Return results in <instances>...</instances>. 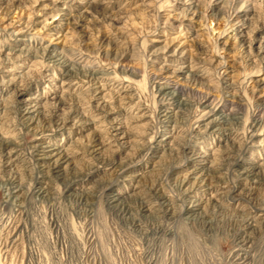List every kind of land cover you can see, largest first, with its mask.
I'll list each match as a JSON object with an SVG mask.
<instances>
[{
	"label": "rangeland",
	"instance_id": "374dc122",
	"mask_svg": "<svg viewBox=\"0 0 264 264\" xmlns=\"http://www.w3.org/2000/svg\"><path fill=\"white\" fill-rule=\"evenodd\" d=\"M7 68L0 264H264V0H0V79ZM46 141L66 150L59 171L37 160ZM193 170L215 200L183 180Z\"/></svg>",
	"mask_w": 264,
	"mask_h": 264
},
{
	"label": "bare ground",
	"instance_id": "6f19581e",
	"mask_svg": "<svg viewBox=\"0 0 264 264\" xmlns=\"http://www.w3.org/2000/svg\"><path fill=\"white\" fill-rule=\"evenodd\" d=\"M69 1V0H68ZM62 2V1H61ZM60 2V3H61ZM60 5V4H59ZM55 6H56V4H55ZM54 6V7H55ZM57 6H58V4H57ZM56 6V7H57ZM57 9V8H56ZM59 9H62V8H60L59 7ZM53 15V14H52ZM56 14H54V16H55ZM54 18V17H53ZM18 45L20 46V47H17V48H13V50H15V53H17V55H18V57H20V55L21 54H23V53H26L27 52V54H29L30 52H31V48L28 46V42H29V39H27V38H21V39H18ZM22 47V48H21ZM11 48V47H10ZM48 48V47H47ZM6 50V49H5ZM46 52H47V56H48V59H49V61L50 62H55V61H57V63L58 64H60V57H59V53L58 52H56V51H53V50H47L46 49ZM179 52V51H178ZM173 53V52H172ZM6 54H7V52H6ZM11 54V53H10ZM169 55V54H168ZM14 56V55H13ZM16 56V55H15ZM178 56V55H177ZM182 56H184V54L182 55ZM9 59V58H8ZM47 59V58H46ZM201 59V58H200ZM19 61H20V59H19ZM18 61V62H19ZM65 62H61V64H64ZM8 64V63H7ZM194 65V64H193ZM191 66V65H190ZM166 67V66H165ZM176 67V66H175ZM179 67V66H178ZM188 67V66H187ZM70 68H71V66H70ZM179 70H178V72H183L182 71V68L180 69V67L178 68ZM188 69H189V71H200L199 70V67L197 68V67H193V66H191V67H188ZM195 69V70H194ZM3 70H5L4 72H5V75L3 76V77H1V79H0V86H6V87H9L10 85H8V84H13L14 82L13 81H15V79H16V77L14 76V73L16 72V70L14 69V68H7V69H3ZM69 71V70H68ZM172 71V70H171ZM185 72V71H184ZM11 73H13V74H11ZM20 73V72H19ZM191 73V72H190ZM200 73H203L202 71L200 72ZM207 74V73H206ZM208 75H209V73H208ZM192 76V75H191ZM197 77V76H196ZM194 78H195V76H194ZM94 86H95V88L96 89H98L97 91H96V93L97 94H101V87H99V85H95L94 84ZM167 87V86H166ZM169 88V87H168ZM169 92V91H168ZM124 93H125V91H122V94H121V96H125L124 95ZM16 97H17V103H18V106L20 107V109L22 108V110H23V112H24V114H27V116L29 115V116H31V114H33L34 112H36L37 111V109H38V106L39 105H37V100H36V97H33L31 94H28L27 96H25V97H23V93L22 92H20V90L19 91H17L16 93ZM35 95V94H34ZM57 95V94H56ZM38 96V95H37ZM15 98V97H14ZM38 98V97H37ZM58 98V97H57ZM121 98V97H120ZM40 100V99H39ZM60 100V99H59ZM21 112V111H20ZM34 115V114H33ZM77 117H80V115H78L77 114V116L76 117H74L75 119L77 118ZM143 118H145V116H142ZM141 117V118H142ZM30 118V117H29ZM32 118H33V116H32ZM31 119V118H30ZM83 119V118H82ZM100 120V119H104L102 116H97L96 118H94V119H91V122H89V121H84V122H87V125H86V123H84V122H82V123H77L76 122V120L75 121H73L74 119L73 118H71V117H67L65 120H64V122H63V127H65L66 129H77V127L78 126H80L81 124H84V126H89L90 124H94L95 123V121H97V120ZM219 119V118H218ZM4 122L1 120V116H0V126H2V124H3ZM97 123H98V121H97ZM103 123V121L101 122V123H99L98 125H96V126H94V128H95V130L93 131L94 133H93V140L96 142V145L97 146H100V145H103V141H102V135H101V133L103 132V128H104V125L102 124ZM224 123V122H223ZM112 126L110 127V130L111 131H114V130H117L118 128L116 127V125H113V124H111ZM207 126L209 127V126H211L210 127V131L211 132H218L219 131V133H220V130H221V123H220V121H217V120H211L209 123H207ZM225 128V127H224ZM226 130V129H225ZM105 131V130H104ZM116 132V131H115ZM223 132V131H222ZM117 133V132H116ZM109 134V133H108ZM218 134V133H217ZM169 136H167V135H165V137L163 138V139H160V142L164 145V146H166L168 143H170L169 142ZM7 138H5V136L3 135V133L2 132H0V143H3V144H7L8 142H9V140H7ZM2 145V144H1ZM95 145V146H96ZM202 145V144H201ZM254 146V145H253ZM252 147V146H251ZM255 147L258 149V146L257 145H255ZM34 148V147H33ZM35 148H36V156H37V160L39 161V162H41V163H43V165H45V166H49L50 168H53L54 170L56 169V170H58L59 171V169H61V166L65 163V161H67L68 160V155H67V153H66V150L65 149H63L62 147H60L57 143H55V142H53V141H51V142H41V143H39V144H36L35 145ZM193 148L195 149V148H197V149H200L201 151L203 150V148L201 147V146H199V143H195L194 144V146H193ZM208 148V147H207ZM211 150V149H210ZM2 151V150H1ZM200 151V152H201ZM4 152V153H3ZM2 153H1V157L3 158V160H1V161H3V163H9L10 162V157H12L13 156V154H12V151H9L8 150V152H6L5 151V148H4V151H3ZM6 152V153H5ZM196 152V151H195ZM199 152V153H200ZM254 152V151H253ZM198 153V152H197ZM204 153V152H203ZM206 154V153H205ZM204 154V155H205ZM3 155V156H2ZM192 155V154H191ZM211 155V154H210ZM196 156V155H195ZM194 157V156H193ZM199 157V156H198ZM201 157V156H200ZM205 157V156H204ZM208 157V156H207ZM196 160V159H195ZM191 161V160H190ZM198 162V161H197ZM245 162V161H244ZM254 163V162H253ZM251 164V165H249V164H247V163H242V166L241 167H243V172L245 173V174H247L248 172H251V171H253V170H255L256 168H257V165H256V163H254V164ZM11 164V163H10ZM197 164H199V163H197ZM5 165V164H4ZM41 165V164H40ZM264 165V164H263ZM47 166V167H48ZM260 166V165H259ZM261 166H262V164H261ZM44 167V166H43ZM46 167V168H47ZM63 167V166H62ZM198 168V167H197ZM196 168V169H197ZM194 169V168H193ZM56 170H55V172H56ZM201 172H197V170L195 171V170H193V171H191V173H190V171H189V174H185L186 176L183 178V180L186 182V180H188L189 178H192L193 180H196L197 181V187L199 186V188H200V191H202L203 193H206V195H209V197L206 199L207 201H208V199L209 200H215L216 199V196H217V191H215V190H213L212 189V187L209 185V184H207V183H205L206 182V177H205V179H204V176H203V174H202V170H200ZM197 172V173H196ZM242 173V172H241ZM249 175V174H248ZM128 176V179L129 178H131V176H134V175H131V174H129V175H126V177ZM245 177H247V175L245 176ZM194 178H196V179H194ZM248 178V177H247ZM192 180V181H193ZM196 183V182H195ZM190 184H192V183H190ZM188 186V185H187ZM191 187V186H190ZM194 187V186H193ZM45 188V187H44ZM187 189V188H186ZM191 189V188H190ZM41 192H43V190H41ZM119 196H120V194H118L117 192H116V194L114 193V195H113V197H112V201H116V200H118L119 199ZM202 205H203V200L202 199H199V198H195L193 201H191L190 202V204H189V206H187L188 208H187V210H191V211H196L198 208H200V207H202ZM192 213V212H191ZM253 221V220H252ZM253 223H247V224H245L244 225V227H243V232H246L247 230H249V229H252V225ZM241 236V235H240ZM245 239L247 240V238L245 237ZM244 243V242H243Z\"/></svg>",
	"mask_w": 264,
	"mask_h": 264
}]
</instances>
